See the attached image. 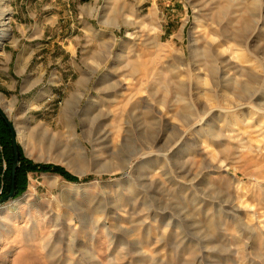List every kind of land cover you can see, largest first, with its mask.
Here are the masks:
<instances>
[{"label":"rangeland","instance_id":"1","mask_svg":"<svg viewBox=\"0 0 264 264\" xmlns=\"http://www.w3.org/2000/svg\"><path fill=\"white\" fill-rule=\"evenodd\" d=\"M109 1L7 2L0 110L17 136V169L59 167L79 182L31 170L16 197L15 177L14 197L0 205V264H264V84L236 81L243 62L225 71L204 39L244 34L224 49L264 70V0H121L113 25ZM193 47L201 107L214 113L187 130L179 114L194 105L178 85L194 83ZM182 53L185 65L174 61ZM214 78L220 87L207 91ZM240 103L248 107L235 114ZM240 116L256 127L243 141ZM168 123L191 143L166 149L176 134ZM7 126L0 114V199L13 185ZM158 138L159 151L145 155Z\"/></svg>","mask_w":264,"mask_h":264},{"label":"bare ground","instance_id":"2","mask_svg":"<svg viewBox=\"0 0 264 264\" xmlns=\"http://www.w3.org/2000/svg\"><path fill=\"white\" fill-rule=\"evenodd\" d=\"M8 1L9 0H0V38H2V36L5 35V33L8 32V30H9V27H8L9 22L8 21H9L10 7L7 4ZM120 6H121V0H110L109 1V12L107 15V23L108 24L113 25L115 23V21L118 19ZM122 7L124 8V11L126 13L125 21H126L127 27L128 28L135 27V22H134L133 16H131V14L134 13L133 7H131L127 3L123 4ZM194 29H195L194 31L198 32V33L199 32L203 33L205 31L204 29L202 30V28L199 25L198 26L196 25V28H194ZM221 34L222 35L219 37L204 38V39H206L207 48L216 54V58L218 60L224 61L223 64H224L225 68L230 67L231 63L233 64L237 60L243 62L244 67L235 68L236 71L234 72V74L236 75V77L234 79L236 81H243L244 78H248L250 83H255V85L258 84L260 86H263V84H264V70H263V67L261 64L247 59L243 53V50L240 48H235V47L229 46L227 49H224V47H223V44L228 42V39H230V38L231 39L234 38L237 42L242 43V41L244 39V34H242L240 32H237L234 36H228L227 33H225V32H222ZM262 34H263L262 30L261 29L258 30L257 33L251 37L250 42L254 46H256L257 43L259 42V40L262 38ZM258 54L264 55V51L259 50ZM190 56L192 57L193 61H192V63L187 65V70L192 73V77H193L192 82H194V83L192 84V86H189L188 84H179L178 85V92L181 94V96L184 99L188 98L194 105L193 110H184L181 114H179V118L182 121V124H184V126L187 128V130L190 128L194 129V126L200 122V120L202 119V117L204 115L214 113L213 110H211V109H205V108L201 107V103L203 100H205V98H206L205 96L207 95V92L205 91V89L204 90H203V88L201 89V85L203 84L204 79L200 76L203 73V69H202L201 61L199 59L200 55L198 53V50L193 47L191 49ZM187 58L188 57L186 56V54L182 53V58L178 57V59H174V61L176 63L185 65V61L187 60ZM230 69L231 68H227V69H225V71L229 72ZM219 85L220 84L218 83L217 78H214L213 85H212L211 89L207 88L206 90L209 91V90L218 88V87H220ZM221 86H222V88L229 87V85H227L226 83H224V84L222 83ZM241 90L242 89L237 90L238 98L241 101L247 100V98L244 97L245 95H244L243 91H241ZM257 97L258 96H252V98H257ZM147 107L149 109H152L150 104H147ZM247 107L248 106L246 103L237 104V105H235L236 109L233 110V112H235V114H236V112H239V113L241 112L243 114V113H245ZM153 110H155V109H153ZM250 117H249V119H250ZM239 118L243 119V122H240V123H242V128L239 125L240 124L239 121H236L235 126H237V127L240 126L237 129V132H238L237 137H239L241 139V141H243L246 139L245 137H246V135H248V132L250 130H256V127H254L252 125V122H250V120H248L246 118H242L241 116ZM235 120H237V119H235ZM169 125H170V123H168L166 125L165 131L167 132V131L171 130L172 127H174L173 129L176 130V134L172 138V140L170 141V144H168L166 146V149H169L172 145H178V147H182V146H185L187 144V142H190V140H187L189 137L188 138L186 137L185 132L183 133V131L181 129H179L178 127H175V126L170 127ZM196 131H198V130H196ZM199 134H201V133H199ZM195 135H197V134H195ZM160 139L158 138L157 141H153L151 147H148L145 149L144 154L149 155V156H153L156 151H159L156 148H157V145L161 143ZM159 155H161V154H159ZM161 157H159V158H161ZM220 168H224V162H222V163L220 162L218 169H220ZM186 177L187 176H185V173L182 170L179 171L177 173V176H176V178H181V179H184V178L186 179Z\"/></svg>","mask_w":264,"mask_h":264},{"label":"trees","instance_id":"3","mask_svg":"<svg viewBox=\"0 0 264 264\" xmlns=\"http://www.w3.org/2000/svg\"><path fill=\"white\" fill-rule=\"evenodd\" d=\"M9 134H8V139L6 140V136L2 132V136H3L2 139L4 140L3 145H5V148H6V153L4 154V156L7 158L8 162L12 161V164L10 163V166H11L10 170L13 171V165H14L13 163L15 162L14 149L12 150L13 151V158H12V156H10V154L8 153L7 145H6L7 143L13 144L11 141L12 138H11L10 130H9ZM0 159H1V155H0ZM31 170L38 171V172H46V173H49V172L56 173V174H59L60 176H62L63 178H65L69 182H73V183L79 182L76 178L72 177L70 174H68L62 168L54 167V166H34L30 163L22 164V162H21V166L17 169V174H16V197H19V195L23 192V186L25 183L26 172L31 171ZM10 191H11V187L6 192V194L8 195L9 193H11Z\"/></svg>","mask_w":264,"mask_h":264},{"label":"water","instance_id":"4","mask_svg":"<svg viewBox=\"0 0 264 264\" xmlns=\"http://www.w3.org/2000/svg\"><path fill=\"white\" fill-rule=\"evenodd\" d=\"M0 114L4 118V120L6 121V123L8 124V126L11 129V132H12V143H13V149H14V153H15V162H14V166H13L12 191H11L9 196L0 199V205H1V204L5 203L6 201H8L9 199H11L12 197H14V195H15V177H16V171H17V167L19 165L20 158H19V147H18L16 133H15L10 121L8 120V118L5 116V114L1 110H0Z\"/></svg>","mask_w":264,"mask_h":264}]
</instances>
